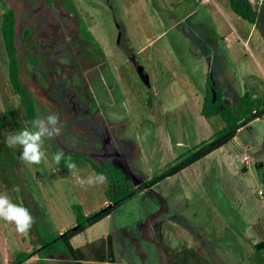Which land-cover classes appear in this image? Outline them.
Segmentation results:
<instances>
[{"label": "rangeland", "instance_id": "374dc122", "mask_svg": "<svg viewBox=\"0 0 264 264\" xmlns=\"http://www.w3.org/2000/svg\"><path fill=\"white\" fill-rule=\"evenodd\" d=\"M251 1L258 8L261 0ZM11 9L17 17L21 80L36 98L37 118L57 113L66 124L63 135L45 141V159L39 165L25 164L19 146L7 144L10 134L31 126L9 78L1 23L4 11ZM209 77L222 83L230 103L238 102L246 90L264 92V35L232 9L229 0H0V194L23 204L35 218L25 234L0 220V264H14L20 251L32 252L27 264H41L34 248L41 237L76 225L74 203L86 214L110 204L107 176L103 184L78 183V177L99 174L86 157L101 166L113 162L124 173L131 167L127 176L137 185V178H151L171 164L148 156L154 116L171 120L166 128L183 134L181 151L224 128L220 115L201 114L205 123L198 122L201 105L195 100L205 95ZM167 86L175 93L166 92ZM106 118H121L125 126L117 128ZM129 136L140 140L143 154L130 157L134 141ZM241 137L252 140V147L246 148H251L249 155L264 160V116L246 125ZM60 151L64 159L57 164L53 156ZM218 155L202 164H230L225 154ZM69 158L77 164V174L67 169ZM253 168L255 186L264 188V165ZM138 201L134 194L127 197L123 209H137ZM119 211L72 238L83 264H112L109 234L116 262L125 263L122 246L125 252L130 246L124 245L128 238L125 230L121 233ZM194 213L188 209L190 220ZM46 261L74 264L64 254Z\"/></svg>", "mask_w": 264, "mask_h": 264}, {"label": "crops", "instance_id": "0c3cea01", "mask_svg": "<svg viewBox=\"0 0 264 264\" xmlns=\"http://www.w3.org/2000/svg\"><path fill=\"white\" fill-rule=\"evenodd\" d=\"M170 89L167 86L166 92L174 94L175 92H171ZM224 94L228 100L225 89ZM203 100L204 96L195 101H199L201 105L198 122L201 120L205 123L201 112ZM197 118H193L194 121ZM106 120L115 124L117 128L125 126L121 118L116 120L106 118ZM162 121H164L162 118L157 120V117H153L154 129L151 132L152 143L148 156L152 159L165 160L166 164L172 163L187 150L180 149L184 145L183 134L180 136L166 128L171 120ZM246 125L241 127L227 144L212 151L206 157L178 174L154 186H145L134 193L139 199L137 209L126 207L127 209L124 210L121 204L114 210L121 212V223L124 224L120 227L121 233L124 234L125 230L127 234L125 236L128 238L124 245L130 246V249L126 248V252L122 246V252L125 253L122 256L126 261L119 262L122 264H264V248L260 252L257 250V245L264 241V188L260 185L255 186V173L253 174L255 172L253 167L257 169L263 166L264 160H254L248 153L251 148L246 150L247 145L252 147L250 137L246 138V141L244 137L240 138V133ZM122 138L120 137L119 141H122ZM127 138L134 141V149L130 157L134 158L138 153H144L138 138L136 140L130 136ZM216 152H219L220 157L225 154L230 164L226 162L215 164L212 161L207 165L202 164ZM128 169L130 173L126 170V175L132 174L131 167ZM139 170L140 175L142 171L140 168ZM145 180L147 179L143 177L137 178L139 184L135 185L139 186ZM260 190L263 191V195L259 193ZM188 207L198 218L194 216L192 220L189 219ZM201 208L205 212L201 213ZM199 214L202 216L199 217ZM133 216H137V221ZM137 222L138 224H135ZM208 230H212V235L207 236ZM187 232H190L192 240ZM207 238L209 240H206Z\"/></svg>", "mask_w": 264, "mask_h": 264}, {"label": "trees", "instance_id": "16d2710c", "mask_svg": "<svg viewBox=\"0 0 264 264\" xmlns=\"http://www.w3.org/2000/svg\"><path fill=\"white\" fill-rule=\"evenodd\" d=\"M231 8L243 19L256 25L264 35V0L259 2L258 8H255L251 0H229ZM81 27L86 32V26L81 21ZM1 31L6 46L8 56V71L10 82L15 91L20 96L27 113L29 123L38 117V106L35 96L30 87L21 80L20 59L16 46L17 17L14 10L4 11L1 23ZM26 30V35L29 34ZM201 112L206 117L220 115L225 122L224 128L215 132L209 139H206L198 145L181 153L171 164L161 171L154 174L151 178L145 180L141 185L136 186L132 180L117 167L115 163L109 162L107 166H101L93 159L86 157L90 165L97 173L107 176L110 180L108 187V196L110 204L102 209L86 214L83 206L74 203L73 209L76 214V225L67 229L63 233L50 234L40 238V246L35 247L33 252H38L41 256L40 263L47 264L46 258L54 254H64L74 261V264H83L78 249L73 245L72 238L90 226L99 222L105 216L114 212L117 206H120L127 197L136 193L145 186H154L163 180L178 174L183 169L193 163L206 157L212 151L227 144L244 125L257 118L264 116V92L256 94L254 91L246 90L236 103H230L224 94V88L220 81L208 78L207 90ZM67 155H72L68 153ZM77 156H80L77 153ZM109 254L108 259L112 264H122L116 262L113 250V235H108ZM264 248V241L257 245L260 252ZM112 253V254H111ZM32 252L20 251L14 258V264H27L26 261L31 257Z\"/></svg>", "mask_w": 264, "mask_h": 264}, {"label": "clouds", "instance_id": "9594fccd", "mask_svg": "<svg viewBox=\"0 0 264 264\" xmlns=\"http://www.w3.org/2000/svg\"><path fill=\"white\" fill-rule=\"evenodd\" d=\"M66 124L61 121L59 114L51 113L44 118L31 121L30 127L21 128L18 132L7 137L10 148L19 146L20 159L27 165H39L45 159V141L63 135ZM54 161L59 164L64 159V152L54 154ZM67 169L72 174H77V164L70 158L65 161ZM107 180L102 174H90L87 177H78V183L82 186L103 184ZM0 220L14 224L19 234L27 233L35 223V218L23 204H17L7 194H0Z\"/></svg>", "mask_w": 264, "mask_h": 264}, {"label": "built area", "instance_id": "2783aa9c", "mask_svg": "<svg viewBox=\"0 0 264 264\" xmlns=\"http://www.w3.org/2000/svg\"><path fill=\"white\" fill-rule=\"evenodd\" d=\"M259 193L263 195V191L262 190H260Z\"/></svg>", "mask_w": 264, "mask_h": 264}]
</instances>
